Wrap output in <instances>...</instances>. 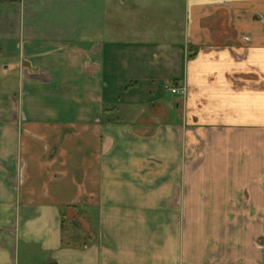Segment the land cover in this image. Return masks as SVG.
Here are the masks:
<instances>
[{"label":"crops","instance_id":"obj_1","mask_svg":"<svg viewBox=\"0 0 264 264\" xmlns=\"http://www.w3.org/2000/svg\"><path fill=\"white\" fill-rule=\"evenodd\" d=\"M0 264H264V0H0Z\"/></svg>","mask_w":264,"mask_h":264},{"label":"rangeland","instance_id":"obj_2","mask_svg":"<svg viewBox=\"0 0 264 264\" xmlns=\"http://www.w3.org/2000/svg\"><path fill=\"white\" fill-rule=\"evenodd\" d=\"M205 149L206 148H196L195 149V152H196V160H203L204 159V155H205ZM190 150V148H188V151ZM187 160L188 161H192V160H195L193 159V155L191 154V152H188V155H187ZM200 172L199 175L197 176H202V177H209L210 176V171L209 169H206V168H203L202 170H198L197 168H195L194 166L188 168V176H194L196 175L197 172ZM198 174V173H197Z\"/></svg>","mask_w":264,"mask_h":264},{"label":"built area","instance_id":"obj_3","mask_svg":"<svg viewBox=\"0 0 264 264\" xmlns=\"http://www.w3.org/2000/svg\"><path fill=\"white\" fill-rule=\"evenodd\" d=\"M173 95H185V90H181L177 87H171L168 89Z\"/></svg>","mask_w":264,"mask_h":264}]
</instances>
